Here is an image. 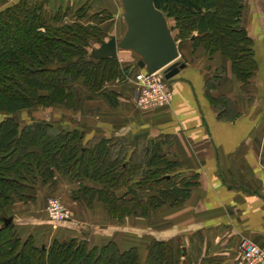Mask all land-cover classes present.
I'll return each mask as SVG.
<instances>
[{
  "label": "trees",
  "instance_id": "1",
  "mask_svg": "<svg viewBox=\"0 0 264 264\" xmlns=\"http://www.w3.org/2000/svg\"><path fill=\"white\" fill-rule=\"evenodd\" d=\"M155 5L175 20L176 40L192 38L194 52L202 47L210 58L221 52L216 78L226 72L228 61L242 82L255 76L253 40L242 25L244 0H155ZM87 7L80 6L73 21L37 1L20 0L0 9V112L8 114L0 121V264H139L136 247L122 250L115 241L90 246L77 237L39 245L32 234L22 237L14 221L5 223L16 200H33L39 185L56 181V173L93 181L96 186L81 183L73 197L88 205L98 199L119 221L182 205L197 185L180 177V164L164 152L163 141L145 138L131 148L125 138L86 139L77 128L18 119V112L35 106L87 113L84 101L101 96L116 106L120 93L108 84L141 69L137 63L123 67L117 57H90L91 40H105L101 24L112 15L86 24ZM208 87L215 85L210 81ZM210 100L219 108L227 101L224 95H210ZM220 109V117L225 116ZM183 252L171 242L153 240L147 262L181 264Z\"/></svg>",
  "mask_w": 264,
  "mask_h": 264
},
{
  "label": "crops",
  "instance_id": "2",
  "mask_svg": "<svg viewBox=\"0 0 264 264\" xmlns=\"http://www.w3.org/2000/svg\"><path fill=\"white\" fill-rule=\"evenodd\" d=\"M19 1L0 0V9L3 4L11 6ZM29 1L41 2L51 10H77L88 5L90 10L112 15L101 24L106 36L122 37L127 30L121 0ZM244 5L242 25L253 40L258 64L250 82L237 77L230 61L226 62V72L216 78L223 64L221 52L211 60L204 49L198 48L193 51L192 63L188 60L170 78L173 97L167 106L139 110L134 91L121 86L118 80L108 84L120 93L116 106L101 96L84 101V107L89 109L85 114L63 106L53 107L73 113L72 128L84 131L86 139L125 138L131 148L145 138L163 141L164 152L180 164V177L197 182L184 204L172 207L176 209L170 212L164 210L162 217L155 210L146 217L127 216L119 221L98 199L88 205L73 197L81 183L96 186L93 181L56 173L53 186L46 184L38 189L36 200L14 202L12 217L18 230L30 235L28 229L32 227L23 224L28 215L30 224L43 231L31 233L39 245L51 244L53 240L41 238L46 235L49 239L73 234L87 239L90 246L115 241L122 250L136 247L139 264H148V245L153 240L179 243L184 251L181 264H235L244 238L264 248V0H244ZM118 59L125 67L137 63L139 58L132 51L119 50ZM210 81L214 89H208ZM210 95H224L227 101L220 108L225 110V116L220 117L221 109L212 103ZM79 122L84 125L79 126ZM46 190L59 195L72 213L66 220L52 222L53 229L47 225L52 220L39 216L44 211L41 196L46 197ZM117 232H121L120 237Z\"/></svg>",
  "mask_w": 264,
  "mask_h": 264
},
{
  "label": "water",
  "instance_id": "3",
  "mask_svg": "<svg viewBox=\"0 0 264 264\" xmlns=\"http://www.w3.org/2000/svg\"><path fill=\"white\" fill-rule=\"evenodd\" d=\"M121 1L126 32L120 38L110 35L108 40L91 50L90 57L118 58L119 50H129L139 56L137 64L141 69L148 73L165 69L166 77H173L185 64L178 60V41L166 14L155 5V0ZM17 117L21 118V112ZM4 220L7 224L13 221V217H5Z\"/></svg>",
  "mask_w": 264,
  "mask_h": 264
},
{
  "label": "rangeland",
  "instance_id": "4",
  "mask_svg": "<svg viewBox=\"0 0 264 264\" xmlns=\"http://www.w3.org/2000/svg\"><path fill=\"white\" fill-rule=\"evenodd\" d=\"M3 4V3H2ZM4 6H7V5H5V4H3L2 6H1V8H3ZM49 11H51V12H56V11H60V16L62 17V19L63 20H65V21H73V20H75V17L77 16V12H76V10H74V9H72V8H58V9H54L53 8V10H51V9H48ZM97 12H95V11H93V10H90V8H89V6L86 8V11H85V14H86V16L84 17V18H82V20H83V22L84 23H91L90 21H92V23L93 24H95V23H97L98 21H100V19H104V18H107L108 17V12H99V14H97V15H95V17H94V19L93 20H90V18H91V15L93 16L94 14H96ZM100 14L102 15V16H100ZM110 19V18H109ZM109 19H106L104 22H106L107 20H109ZM168 20H169V24H170V26H173V27H175V29H173V33H174V36H176V35H178V29L176 28V22H175V20L173 19V18H168ZM195 35H197L198 34V32H195L194 33ZM110 36V35H109ZM109 36H107L106 38H105V40H108L110 37ZM121 36V34L118 36V38ZM177 41H178V45H179V48H180V53H182L183 51V54L182 55H180V57H179V61H180V63H183V62H185L184 64L186 65L187 63H189V62H191L192 63V59H193V51H194V49L193 48H197L196 46H194V43L192 42V38H190V37H188V38H183V39H177ZM100 44H101V42H99L97 39H92L91 40V47H90V51L93 49V48H95V47H98V46H100ZM202 48V47H201ZM122 51V50H121ZM196 51V50H195ZM205 57H206V55H205ZM137 58H139V56L137 55ZM206 60H207V57L205 58ZM213 59V57L211 58V60ZM188 60H189V62H188ZM132 65H134V64H132ZM219 70V69H218ZM218 70H217V73H218ZM133 71L134 70H129V73L127 74V76L125 77V79H123V80H121L119 83H120V85L121 86H124V87H126V88H130L131 87V89L134 91V93H135V91H136V86H137V84H136V81H135V78H134V74L135 73H133ZM169 79V81H170V78H168ZM129 85H128V84ZM127 84V86H125ZM80 88H83V86H81V84L80 85H78ZM134 100H135V98H134ZM136 104V103H135ZM137 106V105H136ZM138 107V106H137ZM139 110H141L142 111V109H140V108H138ZM144 111V110H143ZM79 112H81V113H85V112H82V111H79ZM65 112L63 111V110H61V109H56V108H53V106H51V107H42V106H35L34 108H32V110H24L23 112H22V114H21V118L20 119H22V123L23 124H25V123H29V122H32V121H34V119H40V120H42V119H46V120H49V121H51V122H53L56 126H58V127H66V125L68 126L69 125V127H73V125H74V120H75V116H71L73 113H71V114H68V113H65ZM8 114L7 113H5V112H0V121L3 119V118H5V116H7ZM81 119V118H80ZM67 121V123H69V121H70V123L69 124H65L64 122H66ZM88 122V121H87ZM86 122V125L87 126H90L88 123H91L90 122V120H89V122L87 123ZM79 126H81V124L82 125H84V122L83 123H81V122H79V123H77ZM139 139V138H138ZM142 140V139H141ZM140 141V140H139ZM138 141V142H139ZM137 142V143H138ZM142 144V143H141ZM53 184L54 183H52L50 186H53ZM37 189H43V185L41 184V185H39V187L37 188ZM47 191V190H46ZM37 193L35 194V198L33 199V200H36V198H37V195L40 193L39 192V190L38 191H36ZM47 194H46V197H43V196H41V203L44 205V211H43V213H41L42 215H39L40 217H44L45 218V220L47 219H50V220H52L51 221V223H49V224H47L48 226L50 225L51 226V229H53L54 228V225H53V223L52 222H54V221H56V220H53L50 216H49V213H48V210H47V205H48V202H49V199L51 198V197H53V196H56V197H59L61 200H62V198L59 196V195H57V194H53L51 191L50 192H46ZM43 198H45V199H43ZM63 201V200H62ZM63 203H64V201H63ZM64 205H65V207L69 210V215L71 216V211H70V208L64 203ZM167 206V207H166ZM172 208V206L171 205H165V207L162 209V208H159L158 210H157V213H158V215H159V217H162V212L165 210V211H167V212H170V211H173L174 209H176V208H174V209H171ZM15 209V206H14V204L12 205V207H11V209L8 211L9 212V214L11 213L12 214V212H13V210ZM42 220H44V219H42ZM32 220H31V217H28V215H26V217H24V220H23V224H29V226H31L32 228L30 229H28L29 231L28 232H31V233H34V235H36V233L37 232H40V233H42L43 231H42V229H37V227H36V225L34 224H30V222H31ZM56 222H58V221H56ZM15 223V222H14ZM122 224V223H121ZM16 228H17V225H16ZM49 230V229H48ZM18 232L22 235V237H26L27 235H29V233H27V231H21L20 229L18 230ZM30 233V234H31ZM46 233H47V229H46ZM44 236H45V234H44ZM69 237L68 238H72V237H75V235H71V234H69L68 235ZM116 236H118V237H120L121 236V232L119 233V232H117V235ZM48 236L46 235L45 236V238L44 237H41L42 239H45V241L47 240H49V241H52V240H54V239H59V240H63V239H68V238H66L67 236H52V237H49V239L47 238ZM78 238V237H77ZM80 240H82V239H80ZM52 243V242H51ZM47 245V244H46ZM173 245L176 247V248H178V247H180V244L179 243H173ZM92 246V245H91Z\"/></svg>",
  "mask_w": 264,
  "mask_h": 264
},
{
  "label": "built area",
  "instance_id": "5",
  "mask_svg": "<svg viewBox=\"0 0 264 264\" xmlns=\"http://www.w3.org/2000/svg\"><path fill=\"white\" fill-rule=\"evenodd\" d=\"M134 78L137 84L134 93L137 108L151 110L171 103L173 92L165 69L152 73L140 69L134 74ZM47 210L49 216L56 221L66 220L70 216L63 201L56 196L49 199ZM235 264H264V248L244 238L240 243V253Z\"/></svg>",
  "mask_w": 264,
  "mask_h": 264
}]
</instances>
